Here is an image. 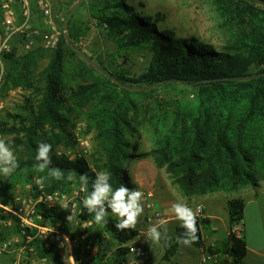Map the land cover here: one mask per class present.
<instances>
[{
    "label": "trees",
    "instance_id": "trees-1",
    "mask_svg": "<svg viewBox=\"0 0 264 264\" xmlns=\"http://www.w3.org/2000/svg\"><path fill=\"white\" fill-rule=\"evenodd\" d=\"M87 1L91 23L75 20L71 14L65 23L67 32L55 50L38 48L4 58L6 74L1 95L22 89L30 91L34 98L19 106L20 113L8 111L0 121V135L9 138L7 142L19 162L12 175H0V203L10 204L20 185L31 186L34 196L39 185L46 192L82 190L79 175L83 174L89 177L84 189L86 197L95 175L102 171L110 173L114 189L121 184L132 189L123 165L131 159L146 158L166 172L186 199L235 193L248 186L259 188L264 183V0H209L228 34L220 49L195 36L182 38L162 28L166 19L163 13L146 15L130 0ZM32 10L34 25L45 30L41 11L33 0ZM91 26L114 48L108 65L99 57L101 72L83 58L77 46L88 37ZM134 54H142L147 64L138 75L124 67ZM45 59L48 62L41 67ZM176 85L190 89L185 99L165 101L155 90ZM150 99L156 107L144 125L152 127L154 148L136 154L132 140L137 139L138 126L143 124L139 109L146 108ZM76 114L95 133L96 149L91 160L70 159L58 152L76 146L71 131ZM39 142L52 146V166L64 170V179H52L48 169L35 171ZM70 172L77 174L71 181L67 180ZM38 178H44L42 184H37ZM227 212L229 236L215 249L221 255L229 250L232 260L224 264H244L246 239L231 231L244 220L245 201L229 199ZM40 213L50 223L60 222L67 234L75 236L76 231L67 222V212L42 207ZM81 220L91 222L97 230L93 244L99 249L97 262L110 254L108 264H117L125 251L115 249L138 234L137 229L117 230L118 218L110 211L106 224H96L94 214L86 209ZM209 223L197 220L198 236L201 228H209ZM183 231L179 224L174 241ZM14 235L25 238L17 223L0 231V243ZM161 243L166 249V261L175 257L182 246L175 241L168 249L171 242ZM85 244L80 239V248ZM31 245L41 258L62 264L55 248H47L39 241ZM193 245H199V240Z\"/></svg>",
    "mask_w": 264,
    "mask_h": 264
},
{
    "label": "rangeland",
    "instance_id": "rangeland-1",
    "mask_svg": "<svg viewBox=\"0 0 264 264\" xmlns=\"http://www.w3.org/2000/svg\"><path fill=\"white\" fill-rule=\"evenodd\" d=\"M52 9L54 13V19L56 23L61 26V23L57 20L56 16L59 14H63L67 19L70 18L71 14L75 16V20H83L90 21L89 19V6L90 1L87 0H51ZM130 2L137 7L138 11H142L146 15H155L157 13H163L166 17L162 24V28H168L173 30L177 36L186 38L190 36H195L206 44H209L217 49H220L223 45H225L226 40L228 39V34L225 29L222 27V22L219 18V15L215 9V7L211 4L209 0H130ZM41 23L44 26V23ZM66 23V22H65ZM45 27V26H44ZM46 30V28H45ZM77 46L81 49L83 58L86 59L91 66L96 68L97 72H101L99 57H101V61L104 62L105 65H108L111 58V55L114 52L113 46L110 44L108 40L105 39L103 35L99 33V31L91 26L90 34L84 40L77 44ZM41 49V48H39ZM50 51L49 49H43ZM131 62L128 64H123L124 67L129 69L132 74L138 75L143 72L146 64L145 57L142 54L132 55ZM48 62L47 59L43 60L40 64L41 67L46 65ZM121 60H119L118 64ZM5 67V61H4ZM6 74V67H5ZM5 77V76H4ZM4 79L0 86V121L3 119L4 115L10 111L13 113H20L19 106H23L26 99L34 98L30 91H25L22 89L10 91L7 95H1V88L3 85ZM160 99L167 101L168 99H185L190 92L187 87L183 85L176 86H168V87H159L155 89ZM192 97V96H191ZM144 104V103H143ZM164 104V103H162ZM146 108L139 109V119L143 122L138 126L139 135L136 140H132L135 145V150L133 153L140 154L142 152L150 151L154 148V132L150 125H144L146 119H149L153 114L152 110L156 107L155 103L150 99L144 105ZM155 111V110H154ZM71 131L75 136L77 141L75 148L71 149H59L58 152L71 155L77 153L78 151H86L84 153V158L91 160L92 155L96 149V140L95 133L93 131H89V127L85 120L79 118V115L76 114L72 119ZM6 141L9 138H4ZM14 151V150H13ZM17 154L16 152H14ZM144 167L147 170H151L150 175L152 177L149 178V175H146L144 178L145 183H147L146 189L142 192L144 193V198L149 197L147 203L153 205L154 210L159 212L163 219L167 218L163 216L157 208L156 204L159 206L161 201L164 199L171 198H184L179 192L178 188L173 185L172 181L166 174L164 170H159L156 168L153 160L151 158L146 159H131L128 160L123 165V170L126 171L128 178L131 183L134 182L135 178V167ZM138 174V173H137ZM144 177L139 173V178L142 180ZM166 188V189H165ZM253 189V186H248L246 188ZM32 188L31 186L22 187L17 186L14 192V197H27L33 196L31 194ZM242 193V191L235 193H212L213 194H224L228 197V199L235 198ZM201 198V197H199ZM185 201V200H184ZM147 203L143 199L144 205V213L143 217L146 221V218L152 214V211L147 208ZM171 207L165 209V214L171 217H174V214L170 211ZM141 216V217H142ZM140 217V218H141ZM222 217L229 222L228 216L222 212ZM180 224V222H172L168 225L169 236L171 239V245L167 248L171 249L172 245L175 244V230L176 227ZM138 228V225L135 229ZM80 229H76V233H78ZM96 228L94 226L89 227L88 232L91 234H96ZM226 232L224 231L223 226L219 225V231L217 236L219 238H224ZM17 236V235H14ZM155 247V259L152 264H202L201 263V254L198 249V246L191 245L181 246L175 257L171 258L170 261L165 260L166 249L162 246L163 244H153ZM20 247H14L13 250L15 252L5 254L1 260L0 264H12L16 257V251Z\"/></svg>",
    "mask_w": 264,
    "mask_h": 264
},
{
    "label": "built area",
    "instance_id": "built-area-1",
    "mask_svg": "<svg viewBox=\"0 0 264 264\" xmlns=\"http://www.w3.org/2000/svg\"><path fill=\"white\" fill-rule=\"evenodd\" d=\"M37 3L42 15V22L46 30H42L34 25V16L32 10V0H0V86L5 76L4 58L5 56L17 52L26 54L35 49L55 50L60 42L65 29V16L59 14L56 16L61 26L55 19L51 0H33ZM80 1V0H78ZM1 109V108H0ZM0 138L1 135H0ZM84 150L66 154L70 159L84 157ZM61 154V152H59ZM84 190L75 189L72 192H46L43 185H39V191L34 196L15 197L10 204L0 203V231L2 229H11L14 223L19 225L25 238L20 236H11L7 241L0 243V260L11 252L14 247H20L16 251V257L12 264H52L49 258H41L35 246L31 245L34 241H39L47 248H55L62 264H108V257L101 262L95 258L99 255V249L93 247L94 235L89 233L91 222H83L81 216L84 214L82 201L84 199ZM149 197L144 198L147 203ZM189 207L196 210L202 206L197 213V220H208L205 207L202 204H188ZM44 207L48 210L58 209L67 212L68 224L76 229H80L74 237H71L64 230L62 224L50 223L40 213ZM147 208L152 214L146 218L148 227L137 229L136 237L115 250H124L125 256L117 264H152L153 262V243L147 241V229L155 224L162 215L154 210L152 204L147 203ZM175 221H178L175 216ZM179 222V221H178ZM203 228H201L202 232ZM200 232V234H201ZM231 233L237 237H242L244 233V222L236 225ZM80 239L85 241V246L80 248ZM23 243V244H21ZM199 248L201 254V263L218 264L220 254L216 251L215 245H206L201 242ZM21 244L22 246H17ZM80 250V251H79Z\"/></svg>",
    "mask_w": 264,
    "mask_h": 264
},
{
    "label": "clouds",
    "instance_id": "clouds-1",
    "mask_svg": "<svg viewBox=\"0 0 264 264\" xmlns=\"http://www.w3.org/2000/svg\"><path fill=\"white\" fill-rule=\"evenodd\" d=\"M52 146L48 143L39 142L36 147L35 160L37 163L34 168L37 172H44L48 169V175L55 180L64 179V170L52 166ZM19 168V162L11 145L5 139L0 138V175L8 177ZM77 174L70 172L67 180L71 181ZM110 173L106 171L99 172L91 184V191L83 199V208L89 214H94L96 224H106L108 222L109 211L118 218L115 227L117 230H133L136 228L139 218L144 213V193L140 190L129 189L121 184L118 188H113L110 183ZM44 178H38L37 184H42ZM79 182L82 190L86 189L89 183L87 174L79 175ZM202 206L196 210L189 207L186 203L176 202L172 204L170 211L180 222L183 233L175 238L178 245L190 247L198 239L197 213ZM147 241L154 244H160L162 241L168 243L171 241L166 219H159L155 224L147 229Z\"/></svg>",
    "mask_w": 264,
    "mask_h": 264
},
{
    "label": "crops",
    "instance_id": "crops-1",
    "mask_svg": "<svg viewBox=\"0 0 264 264\" xmlns=\"http://www.w3.org/2000/svg\"><path fill=\"white\" fill-rule=\"evenodd\" d=\"M135 180L132 182L133 188L143 191L146 189L147 183H145L144 178L146 175H150V168L147 170L144 167H135ZM138 173V174H137ZM139 173L142 174V180L139 178ZM166 189V188H165ZM242 189V193H239L235 198H242L245 201V213H244V233L243 237L247 242V254L244 259V264H264V183L261 184L259 188ZM185 200V201H184ZM180 199V198H171L168 197L161 201L159 206L156 204V208L163 213L164 218L167 220V226L176 222L173 218H169L164 212L165 209L171 207L172 204L176 202L186 203V204H202L205 207V212L209 220V228L203 229L200 236H198L199 245L198 249L202 246L201 242H204L206 245L214 244L218 245L222 241L227 240L229 236L228 221L222 217V212L228 216L227 212V202L229 201L228 197L224 194H213L207 195L204 197H196L193 199ZM229 220V219H228ZM137 229H145L149 225L142 216L139 218ZM219 225L223 226L224 231L226 232L224 238H219L217 233L219 231ZM154 244V243H153ZM155 259V247L153 245V261ZM230 252L226 254H220V261L218 264H224L231 261ZM214 264V263H209Z\"/></svg>",
    "mask_w": 264,
    "mask_h": 264
}]
</instances>
